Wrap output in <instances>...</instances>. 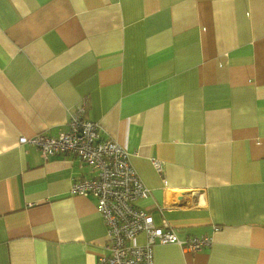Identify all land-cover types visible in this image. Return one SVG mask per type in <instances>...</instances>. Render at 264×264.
I'll return each instance as SVG.
<instances>
[{
    "label": "crops",
    "instance_id": "0c3cea01",
    "mask_svg": "<svg viewBox=\"0 0 264 264\" xmlns=\"http://www.w3.org/2000/svg\"><path fill=\"white\" fill-rule=\"evenodd\" d=\"M79 108L149 190L135 206L211 240L153 264H264V0H0V264L107 254L94 199L69 194L89 169L18 144Z\"/></svg>",
    "mask_w": 264,
    "mask_h": 264
},
{
    "label": "built area",
    "instance_id": "2783aa9c",
    "mask_svg": "<svg viewBox=\"0 0 264 264\" xmlns=\"http://www.w3.org/2000/svg\"><path fill=\"white\" fill-rule=\"evenodd\" d=\"M68 126L57 137H20L18 144L36 148L44 160L73 155L89 169V175L73 181L69 194L92 197L103 218L107 254L99 258L98 264H153V248L157 244H176L191 252L211 245L208 237L180 241L165 221L156 226L149 213L135 206L148 196L149 190L128 162L125 149L115 141L102 139L99 124L86 120L81 108L72 115ZM153 165L160 173L158 161H153ZM140 234L145 237L142 245L135 243Z\"/></svg>",
    "mask_w": 264,
    "mask_h": 264
}]
</instances>
